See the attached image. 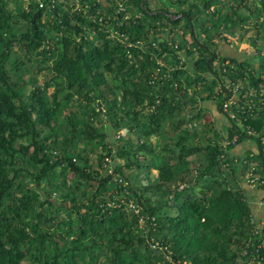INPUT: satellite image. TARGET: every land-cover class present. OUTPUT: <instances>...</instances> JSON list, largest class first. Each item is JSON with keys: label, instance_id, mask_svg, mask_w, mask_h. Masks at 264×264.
Wrapping results in <instances>:
<instances>
[{"label": "trees", "instance_id": "1", "mask_svg": "<svg viewBox=\"0 0 264 264\" xmlns=\"http://www.w3.org/2000/svg\"><path fill=\"white\" fill-rule=\"evenodd\" d=\"M149 3L0 0V264H264V0Z\"/></svg>", "mask_w": 264, "mask_h": 264}, {"label": "rangeland", "instance_id": "2", "mask_svg": "<svg viewBox=\"0 0 264 264\" xmlns=\"http://www.w3.org/2000/svg\"><path fill=\"white\" fill-rule=\"evenodd\" d=\"M25 1H27V0H25ZM157 4H158V0H150V3H149L150 9L154 10L156 8ZM232 46L234 47V50L236 52H238V53L233 54L235 56H251L252 55L253 48L252 47H248V45H246V44H239V45H234L233 44ZM230 48H232V47H230ZM230 48L228 47V49H230ZM224 50H226V47H225V45H222L221 51H222V53L225 54ZM205 107L209 108L211 111L207 113V117L202 120L203 122H206L208 120L214 121L215 125L218 126V127H219V124L220 125L225 124V119L224 118H220L218 120L219 116L216 113L214 107H212V105H209V104L206 103ZM246 144L252 145L253 149H255V147H256L254 141H248ZM224 145H225V143H224Z\"/></svg>", "mask_w": 264, "mask_h": 264}, {"label": "crops", "instance_id": "3", "mask_svg": "<svg viewBox=\"0 0 264 264\" xmlns=\"http://www.w3.org/2000/svg\"><path fill=\"white\" fill-rule=\"evenodd\" d=\"M247 149L251 150L253 153H255V149L252 148V145L250 144H246L243 143L241 146L238 147L237 149V153L238 154H242L244 151H246ZM250 196H251V204H252V209H253V213L256 217V219H260L262 216V211H261V207H260V203H261V199L264 196V192L260 191L258 189H254L249 192Z\"/></svg>", "mask_w": 264, "mask_h": 264}, {"label": "built area", "instance_id": "4", "mask_svg": "<svg viewBox=\"0 0 264 264\" xmlns=\"http://www.w3.org/2000/svg\"><path fill=\"white\" fill-rule=\"evenodd\" d=\"M259 87H261V90L259 92L260 93V96H262V95L264 96V85H260ZM237 89H238V86L232 88V91L234 92ZM255 92H256L255 89L250 88L249 91H248V95H252L253 96L255 94ZM224 108L226 109V105H224ZM261 142H262V144H264V138L261 139ZM263 210H264V203H263Z\"/></svg>", "mask_w": 264, "mask_h": 264}]
</instances>
